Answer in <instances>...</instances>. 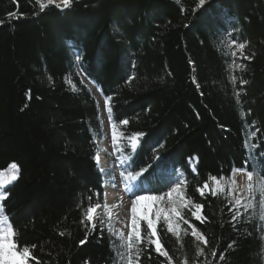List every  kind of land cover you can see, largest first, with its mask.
Segmentation results:
<instances>
[{
    "label": "trees",
    "instance_id": "trees-1",
    "mask_svg": "<svg viewBox=\"0 0 264 264\" xmlns=\"http://www.w3.org/2000/svg\"><path fill=\"white\" fill-rule=\"evenodd\" d=\"M0 21V171L19 167L1 203L21 244L37 245L33 254L41 264L115 260L99 228L79 245L88 197L104 203L93 159L102 138L100 111L80 73L112 97L120 132L146 133L134 165L128 162L129 171L147 169L137 187H152L180 169L187 194L205 205L207 221L190 219L209 239L200 245L204 256L197 257L191 229L182 248L161 231L174 264H264L258 217L249 223L245 216L233 227L223 197L201 198L196 191L209 174L235 179L234 168H250L246 158L258 169L264 164V0L201 6L198 0H75L68 9L44 10L35 0H0ZM233 39L249 42L245 55L255 53L251 60L241 57L244 71L230 67ZM121 119L129 124L120 125ZM252 143L257 148L250 149ZM190 158L196 159L192 168ZM162 260L153 253L149 261L146 253L143 264Z\"/></svg>",
    "mask_w": 264,
    "mask_h": 264
},
{
    "label": "snow or ice",
    "instance_id": "snow-or-ice-1",
    "mask_svg": "<svg viewBox=\"0 0 264 264\" xmlns=\"http://www.w3.org/2000/svg\"><path fill=\"white\" fill-rule=\"evenodd\" d=\"M35 3L39 6L40 10H44L48 6H54L57 9H68L75 3V0H35ZM204 3L205 0H198V6ZM9 16H15L17 19L20 18L16 13H9ZM248 43L247 40L237 43L233 39L229 47L231 48L232 45H235L243 59L251 60L255 53L252 55L244 54V49L248 46ZM231 55L235 58L237 52L232 51ZM76 59L79 61L81 56L77 54ZM189 63L194 62L189 61ZM230 67L239 69L240 71L245 70V66L236 63L235 59L232 61ZM231 81L235 84L237 77L235 75L231 76ZM193 82L199 88L198 82L195 80ZM240 83L246 84L247 81L241 79ZM236 95L238 98L237 102L239 103L240 93L237 92ZM111 99L112 97L108 96L104 101L110 122L114 120L113 109L109 105ZM119 124L128 125L129 120L121 119L119 120ZM145 135L146 133L142 131L132 132L130 135H126L124 132L118 133L117 124L111 123V142L114 149L119 153L121 165L129 161H132L134 165L133 157L142 146ZM255 135L256 133L253 132L252 136L254 137ZM121 137L126 139L127 144L122 148H118L116 147L117 142ZM160 147H163V145H160ZM249 147L250 149H255L257 145L252 143ZM129 149L131 152L128 151ZM93 159L101 175L106 172L110 173V169L99 167L101 159L99 150L95 152ZM245 163L249 164L250 168L233 169L234 172H243L246 177L243 184L238 185L235 179H229L230 173L228 175L220 174L219 176L209 174L208 180L203 182L202 187L197 186L196 191L201 198H205L208 195L213 198L223 197L226 202L225 206L230 214L229 223L233 227H235L236 223L242 221L245 216H248L247 222L249 223L253 218L258 217V220L261 222L260 228L264 230V164H261L258 169L257 166L251 165L249 158H246ZM9 167L12 169L11 173L5 174L0 172V202L7 198L5 185L18 178V165L11 163ZM146 170V168L142 167L139 171H135L133 167V170L127 171V174H125V171H121L119 174L120 179L123 181L124 192L132 197L130 207L126 209L129 214L126 225L127 231L114 228L113 220L119 214L114 213L111 209L117 208L118 205H109L107 202L101 203L99 199L96 202H92L93 197L90 195L86 210H84L80 220V224L85 227V233L84 238L79 240V245H86L89 242V235L99 228L101 238L105 233L109 237L110 247L113 249L115 255L114 264H143L146 253L149 261L153 259V253H155L156 258H164V260L160 261V264H174V255L165 247L161 231L175 237L176 244L182 248L183 238L189 235L188 229H191L190 235L197 243V257L204 256V248H201L200 245L207 247L209 239L204 232L190 223V219L194 218L201 223L207 221L208 218L203 215L205 205L202 202H195L187 194L184 187L186 185L184 172L177 169L178 175L175 179L158 182L147 189L143 187L137 188V185L141 183L138 178ZM165 188L167 189L166 191L163 190ZM156 192H159V194H155ZM95 195L99 197L100 194L97 192ZM257 195L259 196L258 200L256 199ZM185 210L191 213L190 217L185 215ZM182 225H187V228H183ZM65 234L64 231L59 232L60 236H64ZM19 235V230L10 222V217L6 214L3 203H0V264H30L31 260H36V264H41L40 260L33 254L37 245L21 244ZM235 245L236 241H232L228 244V248L232 249ZM211 255L213 258L217 256L216 248L212 249ZM219 259L221 262L224 261V252L219 254ZM85 264H89V262L85 261ZM178 264H189V262L187 259H183ZM203 264H210V262L205 260Z\"/></svg>",
    "mask_w": 264,
    "mask_h": 264
},
{
    "label": "rangeland",
    "instance_id": "rangeland-1",
    "mask_svg": "<svg viewBox=\"0 0 264 264\" xmlns=\"http://www.w3.org/2000/svg\"><path fill=\"white\" fill-rule=\"evenodd\" d=\"M229 33V31L227 32ZM227 35V34H226ZM228 37V36H227ZM231 41L228 42V49L232 53V51L237 52V56L234 58L236 63H240L241 55L240 51L236 48L235 45H232V47H229V44ZM81 78L83 82L88 86L91 95L94 97L98 109L100 111V119H101V125H102V138L99 140V152H100V162L101 166L105 169H110V173L106 172L102 175V185H104L105 189H103V202H107L109 205L116 204L118 205L117 208L111 209L114 213H118V217L114 218L113 225L115 229H119L122 231H127L126 225L128 223L129 214L127 213L126 209L130 207V200L132 197H130L128 194L124 192L123 189V181L120 179V172L125 171V174H127V171H129V164L128 162L124 165H121L120 159H119V153L114 149L112 142H111V123L113 121L108 120V114L107 109L104 106L105 97L100 92L99 88L94 85L88 78H86L82 73ZM118 133L120 132L117 127ZM98 142V141H96ZM125 140L123 137L118 139L117 146L118 148H122L125 145ZM105 162V163H104ZM196 159H189L188 163L190 164V167L195 164ZM98 168V167H97ZM100 173V172H99ZM172 174L170 179H175L178 173L176 171L170 172ZM234 177L237 181V184H243L246 180L245 175L243 172H236L234 173ZM115 184V186H113ZM101 185V187H102ZM8 186L5 187V189ZM103 188V187H102ZM138 188V187H137ZM106 193L104 198V194ZM111 195V198L108 200L107 196ZM116 199H113L115 198ZM113 199L111 202L110 200ZM256 199H259V196H256ZM1 203V202H0ZM258 207V206H257ZM188 214V210H185V215ZM263 240H264V230H263ZM263 258H264V249H263Z\"/></svg>",
    "mask_w": 264,
    "mask_h": 264
},
{
    "label": "bare ground",
    "instance_id": "bare-ground-1",
    "mask_svg": "<svg viewBox=\"0 0 264 264\" xmlns=\"http://www.w3.org/2000/svg\"><path fill=\"white\" fill-rule=\"evenodd\" d=\"M0 172H3V173H5V174H9V173L12 172V169H10V167L8 166L7 168L1 170ZM12 183H13V181L10 182V183H8V184H6L5 187H6V186H9V185L12 184ZM101 185H102V184H101ZM102 186H103V185H102ZM107 198H108V200H109V199L111 198V195H108ZM113 199H116V197L113 198ZM113 199H111L110 201H113Z\"/></svg>",
    "mask_w": 264,
    "mask_h": 264
}]
</instances>
